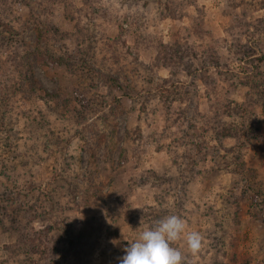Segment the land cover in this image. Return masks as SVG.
I'll use <instances>...</instances> for the list:
<instances>
[{"label":"rangeland","instance_id":"374dc122","mask_svg":"<svg viewBox=\"0 0 264 264\" xmlns=\"http://www.w3.org/2000/svg\"><path fill=\"white\" fill-rule=\"evenodd\" d=\"M167 215L181 264H264V0H0V264Z\"/></svg>","mask_w":264,"mask_h":264},{"label":"clouds","instance_id":"9594fccd","mask_svg":"<svg viewBox=\"0 0 264 264\" xmlns=\"http://www.w3.org/2000/svg\"><path fill=\"white\" fill-rule=\"evenodd\" d=\"M182 240L188 253L199 251L203 237L187 231L186 221L177 215H167L136 233L123 248L117 264H181L182 252L173 243Z\"/></svg>","mask_w":264,"mask_h":264}]
</instances>
